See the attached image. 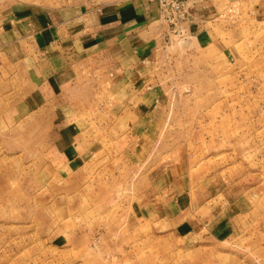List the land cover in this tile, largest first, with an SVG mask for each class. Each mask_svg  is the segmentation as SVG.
I'll return each instance as SVG.
<instances>
[{
  "label": "rangeland",
  "instance_id": "1",
  "mask_svg": "<svg viewBox=\"0 0 264 264\" xmlns=\"http://www.w3.org/2000/svg\"><path fill=\"white\" fill-rule=\"evenodd\" d=\"M194 1L130 105L99 92L72 162L0 68V264H264V0Z\"/></svg>",
  "mask_w": 264,
  "mask_h": 264
},
{
  "label": "crops",
  "instance_id": "2",
  "mask_svg": "<svg viewBox=\"0 0 264 264\" xmlns=\"http://www.w3.org/2000/svg\"><path fill=\"white\" fill-rule=\"evenodd\" d=\"M49 2L22 7L21 0H0V53L9 63L0 68L4 74L13 68L12 75L8 72L13 79L23 69L28 83L38 86L28 99L50 104L47 113L56 119L47 126L62 128L54 140L62 145L63 159L72 162L95 146L85 141L90 126L82 117L90 124L99 92L130 105L140 93L134 88L142 89L151 77L154 52L167 28L157 0H61L60 7H49ZM200 13L196 17L205 18ZM162 198L154 210L157 217L164 209Z\"/></svg>",
  "mask_w": 264,
  "mask_h": 264
},
{
  "label": "built area",
  "instance_id": "3",
  "mask_svg": "<svg viewBox=\"0 0 264 264\" xmlns=\"http://www.w3.org/2000/svg\"><path fill=\"white\" fill-rule=\"evenodd\" d=\"M163 22L173 27V32L179 33L180 23L187 21L189 13L188 4H193L194 0H158ZM191 4V5H192Z\"/></svg>",
  "mask_w": 264,
  "mask_h": 264
}]
</instances>
